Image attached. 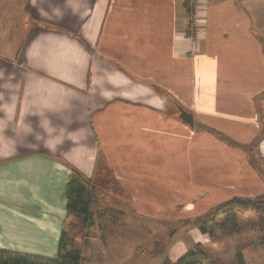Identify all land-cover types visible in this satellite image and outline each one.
<instances>
[{
	"label": "crops",
	"instance_id": "obj_1",
	"mask_svg": "<svg viewBox=\"0 0 264 264\" xmlns=\"http://www.w3.org/2000/svg\"><path fill=\"white\" fill-rule=\"evenodd\" d=\"M197 1L192 40L184 0H0V249L55 257L68 166L90 179L98 153L126 216L175 225L170 262L213 245L186 222L264 191V0Z\"/></svg>",
	"mask_w": 264,
	"mask_h": 264
},
{
	"label": "rangeland",
	"instance_id": "obj_2",
	"mask_svg": "<svg viewBox=\"0 0 264 264\" xmlns=\"http://www.w3.org/2000/svg\"><path fill=\"white\" fill-rule=\"evenodd\" d=\"M108 62L111 63L110 61ZM175 107L169 101L166 113L172 116L176 115L178 111ZM254 154L256 152L253 154L249 153V160L245 163L246 152L237 153L238 159L245 166L250 165L251 162L256 163ZM104 166L106 165L102 155L98 153L94 165V174L90 179H92L91 183L97 188L99 206L95 210L94 215L93 224L95 230L89 234L81 246V264H116V254H125L128 257L131 255V264H142V262L147 264L148 261L150 264H165L164 261L168 260L165 257L168 246L167 237L165 236L175 233V225L166 224L154 218L153 220L151 219V222L149 218L135 222L133 221L134 217L126 216L125 211L130 209L127 194L119 187L110 171L108 172ZM250 185L251 191L245 193L241 191V194H232L234 196L231 198L254 199L259 195L264 196V191H260L262 188L261 184ZM256 193L258 194L254 196ZM221 201L217 203H222ZM185 207L186 211L192 208L191 202H185ZM235 213L236 229L234 232H231L230 227L227 229L223 224L224 213L216 216L214 224H207L211 230L209 235L213 245L208 250L207 248L199 249L205 254L206 264H234V250L238 242H242V244L252 242L251 247L246 250H254L256 253L264 254V241L260 240V234L257 230V213L251 209L242 213L239 211ZM170 241L172 242L173 240ZM183 246L184 244L181 245V247Z\"/></svg>",
	"mask_w": 264,
	"mask_h": 264
},
{
	"label": "trees",
	"instance_id": "obj_3",
	"mask_svg": "<svg viewBox=\"0 0 264 264\" xmlns=\"http://www.w3.org/2000/svg\"><path fill=\"white\" fill-rule=\"evenodd\" d=\"M189 13L187 2L184 1ZM90 75L87 81L89 83ZM165 96V93L163 94ZM106 168V166H104ZM69 179L65 188V216L62 223L57 252L53 258H45L25 253L13 252L0 249V264H80L82 260L81 246L95 229L93 224L95 210L99 206L96 186L91 183L92 179L86 178L73 167L68 166ZM107 169V168H106ZM108 170V169H107ZM109 172V170H108ZM251 209L257 213V230L260 240L264 241V196L249 198H230L211 208L205 215L194 218L185 223L197 227L202 233H206L207 224H214L216 216L225 215L223 224L227 229L234 232L236 229L237 211ZM252 242L242 244L238 242L234 250V264H245L243 251L251 247ZM208 250L209 246H196L188 250L175 262L165 260V264H206L205 254L200 250ZM200 249V250H199Z\"/></svg>",
	"mask_w": 264,
	"mask_h": 264
},
{
	"label": "built area",
	"instance_id": "obj_4",
	"mask_svg": "<svg viewBox=\"0 0 264 264\" xmlns=\"http://www.w3.org/2000/svg\"><path fill=\"white\" fill-rule=\"evenodd\" d=\"M187 2V7L189 9V15H190V21H189V25H188V33L187 36L188 38L192 39V40H197L196 39V29H197V25L199 24V18L200 16V12L199 10V4L197 0H184Z\"/></svg>",
	"mask_w": 264,
	"mask_h": 264
},
{
	"label": "water",
	"instance_id": "obj_5",
	"mask_svg": "<svg viewBox=\"0 0 264 264\" xmlns=\"http://www.w3.org/2000/svg\"><path fill=\"white\" fill-rule=\"evenodd\" d=\"M177 110H178V118L186 125L192 127L193 126L192 115L189 112L182 109L180 106H177Z\"/></svg>",
	"mask_w": 264,
	"mask_h": 264
}]
</instances>
